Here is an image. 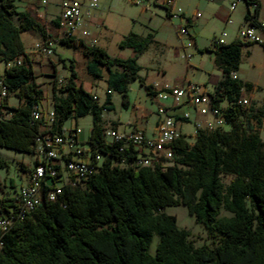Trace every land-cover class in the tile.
I'll use <instances>...</instances> for the list:
<instances>
[{"label":"trees","instance_id":"16d2710c","mask_svg":"<svg viewBox=\"0 0 264 264\" xmlns=\"http://www.w3.org/2000/svg\"><path fill=\"white\" fill-rule=\"evenodd\" d=\"M15 1L0 0V63L22 59V64L7 68L0 77L9 87V98L20 103L10 108L13 117L0 124V148L34 156L43 122L33 123L31 116L44 90L36 82L21 34L45 37L51 32L38 18L20 12ZM58 42L81 49L92 60L88 71L95 78L103 77L100 67L109 71L102 104L78 84L74 62L60 95L55 81L53 98V132L63 134L68 120L92 117L89 143L99 145L104 164L82 184L64 185L58 201L42 198L32 215L3 238L0 264H264V140L259 131L264 110L237 106L236 100L253 85L231 77L239 70L242 48L252 44L238 39L212 51L222 74L212 95L218 105L227 103L229 131H200L193 142L185 136L174 139L166 144L176 155L167 167L163 162L139 166L134 156L121 167L122 155L103 144V116L114 109L113 92L123 96L128 109V86L140 79L138 60L155 43L154 35L129 34L119 45L133 50L134 57L126 60L112 59L96 46ZM140 80L148 96H154V87ZM2 168H8V162L0 159ZM3 187L0 182V191ZM7 201L0 202L5 213ZM181 205L205 230L211 246H195L177 218L164 212ZM223 211L230 216H223ZM155 236L159 241L152 254Z\"/></svg>","mask_w":264,"mask_h":264},{"label":"rangeland","instance_id":"374dc122","mask_svg":"<svg viewBox=\"0 0 264 264\" xmlns=\"http://www.w3.org/2000/svg\"><path fill=\"white\" fill-rule=\"evenodd\" d=\"M50 1V11L57 14L59 12L57 7L59 0ZM96 1L98 7L93 11V15H95V23L97 24L92 23L91 28L97 37L96 47L104 50L110 58L126 60L134 57L132 49L123 50L119 46L129 34L134 33L141 37H147L149 34L154 35L155 43L139 58L138 64L141 67L140 79H143L147 85H153L159 90L163 87L182 88L192 84L204 87L208 94H214L216 91L214 82L222 74L215 65V53L212 52L215 49L212 41L214 37H220L222 33L226 32V43L231 44L234 42L232 39L235 36L236 40L240 39L238 38L239 32L247 23L241 15L248 8L245 3H239L235 12H229L230 5L237 0H215L213 3L207 0H177L174 12L187 10L189 14L200 13L201 18L197 30L199 34L198 46L199 48L205 46V49L197 52L195 48L185 50L187 40L181 38L178 34L183 23L180 19L169 18V7L166 6V0ZM17 2L19 4L20 0H17ZM262 4L261 16L264 19V0ZM229 18L234 22L233 25H228ZM97 25L100 28L93 27ZM188 30L191 33V28ZM50 32L54 41H56V45H54V54L49 58L36 51L35 45L39 41L35 36L28 34V32L21 34L26 53L32 62L36 82L44 90L43 99L40 102L41 107L46 111L52 108L55 81L63 79L67 83L71 74L70 66L72 62L75 64L78 84L83 85L86 91L97 95L100 104L104 103L108 92L107 78L109 71L104 67H100L103 77L100 79L95 78L88 71V66L92 63V60L86 57L81 49L68 47L58 42V35L54 29H50ZM240 53L241 63L237 74L240 80L253 85V89L246 90L243 96L250 100V107L255 112L260 109L264 110V45H246ZM187 54H191L193 57L187 60L185 58ZM6 69L7 64L1 62L0 76L5 75ZM140 79L135 80V82L132 81L128 86V109L123 105V96L116 92L112 93L114 109L106 112V114L104 113V121L112 124L113 122L118 123L121 131L125 128L131 129L138 123L147 128L148 135H150L158 119L157 112L160 104L164 102H161L155 96H148ZM57 89V94L60 95L58 86ZM10 103L19 105L20 101L13 96L10 98ZM225 106L226 104H222V107ZM184 111H189L192 114L194 108L188 106L179 110L178 113L183 114ZM76 124L82 131L80 139L87 140L81 146L87 148L93 127V119L87 116L78 120H68L64 125V131L68 132L72 127H76ZM182 128L187 139L193 142L194 137L192 135L195 127L192 121L183 123ZM259 131L261 138L264 140V115ZM160 141V139H157V146L165 148L166 144H162ZM0 159L8 162V168L0 169V182L4 185L3 190L0 191L1 202L3 198L13 200L18 197L21 188L28 180V173L25 172H28V167L35 166L36 157L0 148ZM161 159L173 161L172 153L161 152ZM163 163L164 167L173 164ZM120 166L124 167L121 164ZM224 182L227 184L229 180L224 178ZM62 185L63 182L58 183V186ZM164 212L177 218L178 227L191 234V240L195 243V246L212 245V241L208 239L205 230L189 215L185 205L169 206ZM222 215L230 216L225 211ZM158 241L159 237L155 236L151 246L152 254L156 251Z\"/></svg>","mask_w":264,"mask_h":264},{"label":"built area","instance_id":"2783aa9c","mask_svg":"<svg viewBox=\"0 0 264 264\" xmlns=\"http://www.w3.org/2000/svg\"><path fill=\"white\" fill-rule=\"evenodd\" d=\"M215 2V0H207ZM43 7L50 5V0H36ZM175 0H166V6L171 9L170 19H180L183 25L180 27L178 34L181 38L188 39L185 50L195 48L194 40L188 30L189 19L186 18L181 10L173 11ZM239 3H245L248 7V17L246 26L239 32V41L246 44L264 45V22L256 19L259 4L257 0H237L230 5V11L235 12ZM60 17L59 25L54 27L58 35L57 41H71L84 43L86 47H95L97 37L93 32L91 25L88 24L91 13L98 7L96 0H59ZM200 16L199 13L196 14ZM231 25L232 21L228 20ZM100 28L99 25L93 26ZM227 33L224 32L220 37H214L213 47L227 45ZM38 43L35 49L45 57H51L54 54L53 37H38ZM193 56L186 55L190 60ZM22 59L7 64V68L13 65H21ZM232 79L240 80L237 73L231 75ZM57 86L60 89L65 88L66 82L63 79H57ZM246 90L243 91V94ZM9 87L3 77H0V124L10 120L13 112L10 106L6 105L9 99ZM161 102L172 101L173 108L178 109L185 105H190L195 109V116L189 111H184L179 117L173 115L172 109L160 105L157 112L158 122L154 137H147L143 130L133 129L127 132H120L116 127L103 119V144L107 147H115L117 154L122 155L120 164H127L128 160L134 156L135 163L141 160H151L154 163L175 162V151L171 146L166 148L157 147V139L187 137L183 133V123L192 121L195 130L193 133L194 140L200 131L212 133L216 131H229L230 127L226 121L227 103L225 107L216 103V97L208 94L203 87L188 84L182 88L166 87L158 92L156 96ZM94 100L99 102L97 95ZM235 104L243 108H249L251 102L244 97L237 99ZM32 122L42 123V130L35 140L36 164L28 172L27 183L21 188L20 193L15 199L11 200L10 206L7 207V213L3 212L0 204V234L5 229L7 218H17V216H31V207L39 203V198H45L48 195H59L58 183L64 180H82V175L92 174L93 171H101L104 164V155L99 151L97 144L91 146H81L85 143L79 141L82 134L81 129L76 125L68 132L59 134L53 132V124L56 119L54 102L52 108L46 111L41 105L34 107L32 111ZM105 122V123H104ZM161 152L173 153V161H164L161 159ZM61 196V195H60ZM2 211V212H1Z\"/></svg>","mask_w":264,"mask_h":264},{"label":"crops","instance_id":"0c3cea01","mask_svg":"<svg viewBox=\"0 0 264 264\" xmlns=\"http://www.w3.org/2000/svg\"><path fill=\"white\" fill-rule=\"evenodd\" d=\"M257 1H259V3H260V19H262L263 20V22H264V19H263V17L261 16L262 15V11H263V0H257ZM176 3H177V0H175V3H174V7H173V11H174V8L176 7ZM15 4H16V6H17V8H18V10L20 11V12H25L26 14L27 13H29V14H31L33 17H35V18H38L42 23H46L47 24V26L48 27H50V29H53L54 28V26H53V24L56 22V21H59V17H60V7H59V2L57 3V7L59 8V12L57 13V14H54V13H52L51 11H50V9H51V2H50V5L48 6V7H43L42 5H40L38 2H36V0H20V3L18 4V2H17V0L15 1ZM53 8V7H52ZM171 10V9H170ZM172 11V10H171ZM247 11H248V8L247 9H245L243 12H242V17L245 19L246 18V15H247ZM229 12L230 13H233V12H231L230 11V9H229ZM182 13H183V15L186 17V18H188L189 19V23H188V29L189 28H191V33H193V34H191V37H192V39L194 40V43H195V49L197 50V52H201V50H203V49H205V46H203L204 48H199V46H198V40H199V34H198V32H197V30H198V25H199V19L201 18V16H199V17H197L196 16V14L198 13V12H196L195 14H189V12L187 11V10H182ZM200 14V13H199ZM169 18H170V16H169ZM228 20H231L230 18L228 19ZM232 21V20H231ZM92 23H94V24H97V23H95V15H93V12L91 13V15H90V20H88V24L89 25H93ZM233 21H232V24L231 25H233ZM229 25V24H228ZM193 29V30H192ZM37 39H38V37L39 36H35ZM185 40V39H184ZM187 41H188V39H186ZM232 41H236V36H235V38L234 39H232ZM181 43H182V41H181ZM182 45H183V43H182ZM239 79H240V77H239ZM222 80V76L221 77H218L217 78V80L214 82V87H217V85L219 84V82ZM153 86V85H152ZM154 87V86H153ZM166 87H163L161 90H159V89H157L156 87H154V92H155V95L154 96H156V94L158 93V92H160V91H162L163 89H165ZM204 88V87H203ZM205 89V88H204ZM206 91V90H205ZM147 93V92H146ZM93 96L95 95V94H93V93H91ZM148 95V94H147ZM6 105H8V106H10V108H17L19 105H13V104H11L10 103V98L6 101ZM160 105H163V106H165V107H167V108H173V103H172V101H165L163 104H160ZM188 106H190V105H185V106H183V107H181V108H178V109H172V113H173V115H176L177 117H179V116H181L182 115V113L181 114H179L178 113V111L179 110H181V109H183V108H185V107H188ZM195 109H194V112L192 113V117H194L195 116ZM103 118H104V116H103ZM157 122H158V119H157ZM157 122H156V125H155V128L151 131V134L150 135H148V132L149 131H147V128H145L144 126H142V125H139L138 123L137 124H135L134 126H133V128H131V129H128V128H125L124 130H120L119 129V124L118 123H116V122H113V125L116 127V129H118V131H120V132H127V131H130V130H133V129H140V130H143L144 131V133H145V135L147 136V137H154L155 136V130H156V126H157ZM77 126H78V124H76ZM90 138V137H89ZM89 140V139H88ZM79 141L81 142V143H85L87 140H81V139H79ZM158 148H160L159 146H157ZM25 166L26 167H28V165H26L25 164ZM29 169H30V167H28V169H27V171H29ZM4 200H9V199H7V198H3ZM8 202V201H7ZM7 205H9L10 206V203L8 202V203H6Z\"/></svg>","mask_w":264,"mask_h":264},{"label":"bare ground","instance_id":"6f19581e","mask_svg":"<svg viewBox=\"0 0 264 264\" xmlns=\"http://www.w3.org/2000/svg\"><path fill=\"white\" fill-rule=\"evenodd\" d=\"M174 139L177 138H162L160 139V143L162 144H169L170 142H172ZM153 161L151 160H141V162H138L139 166H150L152 164ZM94 173V171H93ZM92 173V174H93ZM92 174H85L82 175V180H64L63 185L62 186H58V193L59 195H48L47 199L51 202H56L59 200L60 195L63 194V186L64 185H69L71 187H75L77 185H79V183L82 184V181H87L88 178L92 175ZM42 201V198H39V203L38 204H34V206L31 207V214L36 210V208L40 205ZM64 206V205H63ZM28 216H17V218H7L6 222H5V229L4 231H1L0 234V255L2 254V251L4 249V241L3 238L11 231V229L14 227V225L18 222L23 221L25 218H27Z\"/></svg>","mask_w":264,"mask_h":264}]
</instances>
